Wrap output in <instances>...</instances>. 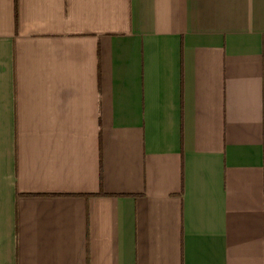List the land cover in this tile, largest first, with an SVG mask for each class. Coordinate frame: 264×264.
I'll return each mask as SVG.
<instances>
[{
	"label": "crops",
	"instance_id": "obj_1",
	"mask_svg": "<svg viewBox=\"0 0 264 264\" xmlns=\"http://www.w3.org/2000/svg\"><path fill=\"white\" fill-rule=\"evenodd\" d=\"M0 264H264V0H0Z\"/></svg>",
	"mask_w": 264,
	"mask_h": 264
}]
</instances>
